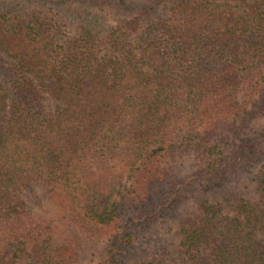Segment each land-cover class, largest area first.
Returning <instances> with one entry per match:
<instances>
[{"label": "trees", "instance_id": "trees-1", "mask_svg": "<svg viewBox=\"0 0 264 264\" xmlns=\"http://www.w3.org/2000/svg\"><path fill=\"white\" fill-rule=\"evenodd\" d=\"M259 120L264 0H0V264H75L61 224L110 241L185 189L177 258L139 264H264Z\"/></svg>", "mask_w": 264, "mask_h": 264}, {"label": "rangeland", "instance_id": "rangeland-1", "mask_svg": "<svg viewBox=\"0 0 264 264\" xmlns=\"http://www.w3.org/2000/svg\"><path fill=\"white\" fill-rule=\"evenodd\" d=\"M263 126V120L252 123V127L256 132H259ZM226 129L228 130V128ZM248 134L251 135V133ZM228 136L230 140L233 139V141L240 142V138L234 139L230 133H228ZM230 143L232 145L236 144L235 142ZM185 156L182 158L177 156L176 158L181 172L179 176L181 174L187 176L188 169L189 171L191 170L189 166L193 163L192 159L190 157L191 160H189L187 158L189 156ZM233 183L224 192L231 191L232 187L234 190L238 188V191H240L239 187L244 186L242 182L236 183V180ZM163 191L158 189L157 194L160 196ZM182 193L184 195L180 196L182 201L177 208L172 210L163 208L164 211H160L155 217L152 215L151 218L149 217L150 214H148L149 211L145 212L147 206L136 204L130 198L128 200L129 203L123 207L125 211H129L128 215L123 217L128 226H125L124 230L118 235L116 233L115 236L111 237L110 241L104 237H98L99 235L81 234L70 226L61 224L58 227V232L53 234V238L58 241L53 244V247L61 246V240L68 241L77 250L75 264H99L106 258L107 250H110L109 252L115 258V261H112L111 264H139L143 260L152 258L155 254L156 256L163 254L168 261L175 260L182 234L192 225L197 212V201L193 199V197H196V189L195 193L194 191L192 192V189H185ZM215 196L222 198L220 192L216 193ZM219 201H221L220 198ZM50 213L54 215L53 210ZM128 234L134 238L133 241L130 242L127 237Z\"/></svg>", "mask_w": 264, "mask_h": 264}]
</instances>
